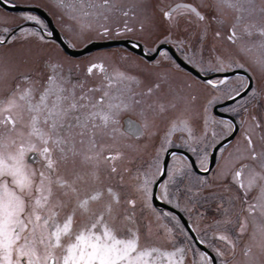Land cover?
<instances>
[{
    "label": "snow or ice",
    "instance_id": "obj_1",
    "mask_svg": "<svg viewBox=\"0 0 264 264\" xmlns=\"http://www.w3.org/2000/svg\"><path fill=\"white\" fill-rule=\"evenodd\" d=\"M0 3L16 6L12 0H0ZM58 6L64 15L77 22L81 32L96 30L88 21L107 20L118 8L114 0H58ZM201 7L180 0L157 10L170 27L178 28L181 19L189 23L205 21ZM210 7L234 11L229 42L240 39L237 29L242 24L243 34L250 39L264 37V25L249 22L257 15L264 17V7L258 9L254 0H215ZM130 13L134 18V11H122L125 18ZM20 19L34 22L41 31L23 24L5 26L0 30V49H13L30 39L44 42L42 30L47 25L37 15L24 13ZM99 29L103 36L111 31L106 25H100ZM136 30L143 32L144 25L134 29L125 20L122 31ZM47 35L50 37L52 33L49 31ZM216 35L219 37L220 33ZM167 41L165 37L164 42ZM177 43L186 55L191 51L186 40ZM161 56L170 59L167 52ZM23 59L24 54L19 60L0 57V264H214L206 252L197 253L190 244L185 247L179 240L187 233L175 216L167 224H159L158 215L155 234L151 228L145 231L137 218V199L124 198L123 175L117 167V162L123 161L129 151L137 150L135 145L142 138L153 136L162 140L156 163L138 170L136 176L135 191L140 203L147 207H151L150 185L155 176L152 168L162 171L159 153L167 150L176 132L187 133L184 144L197 155L203 152L201 170L210 171L204 167L207 148L198 150L194 146L209 135L207 107L203 114L197 113V119L204 122L203 137L198 138L189 107H181L182 98L178 94L164 92L169 83L167 73L157 74L145 84L126 69L117 66L109 70L102 61L90 62L86 77L98 73L100 79L88 87L86 80L73 78L70 69L66 73L62 62L51 57L43 59L42 68L38 60L35 72H19L18 63ZM189 59H195L194 52ZM210 63L216 72H227L233 65L245 67L221 56ZM202 86L212 96L209 104L221 98L231 101L234 105L231 111L243 114L241 123L248 125L243 134L247 155L233 165L234 170L223 174L225 180L231 181L225 192L231 193L235 187L236 197L221 199L217 209L222 210L221 218L209 226L215 228L210 240L221 242L234 253L239 238L250 235L249 217H255L258 212L264 216V151L256 150L254 140L259 133L264 142V118L254 114L259 106L252 102L259 99V92L252 87L247 72L235 78L227 74L206 78ZM160 117H167V131L162 138L158 136L156 123ZM212 124L227 135L235 128L231 120L213 119ZM211 135L215 138L218 133L213 130ZM118 138L126 143L116 146ZM187 168V165L173 168L168 181L161 185V196L169 202V187L178 189ZM128 171L124 169L125 173ZM116 176H120V183H110ZM206 183L201 179V187ZM236 199L246 215L233 219L225 205L234 204ZM251 238L255 239L254 233ZM200 243L204 244L205 240ZM260 247L264 252V244ZM214 251L222 264H228L221 247H214ZM251 253L252 247L246 245L244 256L251 260ZM197 255L199 261L195 259Z\"/></svg>",
    "mask_w": 264,
    "mask_h": 264
},
{
    "label": "rangeland",
    "instance_id": "obj_2",
    "mask_svg": "<svg viewBox=\"0 0 264 264\" xmlns=\"http://www.w3.org/2000/svg\"><path fill=\"white\" fill-rule=\"evenodd\" d=\"M180 0H114V3L118 6L116 10L111 12L109 14V19H99V20H90L88 22L92 23L93 28L96 30L93 31H84L81 32L79 30L78 24L76 21L69 19L67 15L62 16L60 15V12L57 11L56 2L53 0H12V3H14L16 6L21 7H34L38 9H44L47 10L46 12L51 16L53 19L52 22L54 26L60 31L62 36L64 37V40L66 43L70 46V48L74 50L83 49L85 46L91 43V41H94V39H101L102 34L101 30L99 29L100 25H106L108 26L111 31L115 29V27H119L118 25H125V20H127L128 26L135 27L136 24H139V22L142 21V23H151L156 21L157 15H160V12L157 10L158 7L167 6L169 4H174L175 2ZM192 1V0H191ZM207 2V1H206ZM215 2V1H214ZM213 2V4H214ZM255 3L264 4V0H255ZM124 10H132L135 12V17L133 18L131 13L129 17L125 18L122 15V11ZM206 12V10H204ZM24 13H30L37 15L36 12L33 11H27V12H10L6 11L3 8L0 7V30L3 29L5 26H15V25H25V24H32L31 26H28L29 29H34L37 31H41L39 29V26L36 25L34 22H25L20 19L22 14ZM38 16V15H37ZM39 17V16H38ZM161 22L163 23L162 16H161ZM235 22V15L233 16V12L231 11V15H218L214 17L213 22H209V24L217 23L216 27H211L212 29L216 30L221 26V29H226L228 26L232 25ZM240 27H243L241 25ZM110 31V32H111ZM43 34V30H42ZM110 34V33H109ZM240 45L235 48L238 44ZM112 48H116L112 46ZM191 50L195 53V59H192L190 61L191 65L194 67L200 69L201 71H204L206 73L208 72H215V69L213 65L210 63V61L214 60L211 57V54H215L217 57L221 56L226 59H231L236 61L237 63H243L245 67L243 69L247 70L254 79V84L252 87L256 89L257 91H264V62L258 61V56L256 53L255 48H251L248 45L247 39H240L235 45H229V46H221V47H198L196 49L192 48ZM30 52V54H29ZM115 49H111V47L103 48L97 51H94L92 53L86 54L83 57L79 58H71L67 56L60 47L53 41L46 39L44 42H41L37 39H30L24 44H18L13 49L3 48L0 49V57L4 59H10L13 57H16L18 60L21 57L22 54H24L25 59H23L22 62L18 63V71L22 73H30L35 72L37 70V61H40V67L42 68L43 65V59H46L48 57H51L54 60L62 62L64 66V70L67 73L69 69L71 70V75L73 78H78L80 81L86 80V86L91 87L95 83L99 82L100 76L97 73L93 77H86V68L90 62H104L105 65L112 67L113 63L110 59H112V56L115 55ZM192 52V53H193ZM191 53V54H192ZM111 57V58H110ZM78 64L79 66L76 67L75 65ZM252 67V68H251ZM235 65H233L232 68L229 70L235 69ZM109 69V68H108ZM172 73L175 78V87H179V90L175 91H190V101H186L184 103H181V107L187 106L190 109V115L193 118V129L199 130L198 126L202 127L203 119H197V113L203 114V106L199 102V98H201V92H205V100H206V107L208 109L207 116L209 119V125L207 128V131L209 133L208 136H210V132L215 129V125L212 124V120H216L213 115L211 114V104L208 103L209 100H212V96L209 94V91L206 90L200 82H194L191 80L189 83L188 77L182 76L179 74L176 70H172ZM228 71V70H227ZM257 77V78H256ZM231 78H235L234 76H231ZM257 79V80H256ZM6 87L7 85H3ZM193 91H195V94H193ZM200 93V95H199ZM195 96L196 99L193 101L191 100V97ZM223 99V98H222ZM215 100H213L214 102ZM256 102V101H253ZM252 102V103H253ZM234 105L227 107L229 112L231 111V108ZM250 106V105H249ZM171 114H169L170 116ZM240 118V115H239ZM167 117H160L157 120V127L159 129L158 136L163 137L165 133H160L161 129L165 131L167 129L166 124ZM202 130V129H201ZM200 130V131H201ZM155 131V129L153 130ZM178 134H175V136ZM257 136L260 135L259 133L256 134ZM174 136V135H173ZM119 140V138H118ZM209 140V138L207 139ZM126 141L119 140V144L116 146H121ZM162 140L157 139L153 136H148L143 139H141L138 144L135 145L136 151H129L126 158L123 161L117 162V167L121 170V173L123 175V184L124 187L122 189V192L124 194V198H135L137 199V218L142 222V226L145 228V231H147L148 228H151L153 231V234H155V230L158 226L157 224V216L159 215V224H167L169 219L172 215H169L168 217H165L163 214L167 212H163L161 210H156L152 207H147L140 203V198L138 197L135 188H136V176L138 170H143L148 168L150 164H155V156L157 153V150L161 147ZM242 143V142H241ZM186 148L191 150L187 145L183 144ZM178 146L175 142H173L172 137V143L167 145L166 148L168 150L169 147ZM181 146V145H180ZM195 147H198V150H202L203 145H194ZM166 150V152H167ZM165 151H161L159 153V165L161 168V163L163 158L165 157L164 154H166ZM221 151L220 153H222ZM195 155H197L196 152H194ZM235 159L234 164L237 163V161L240 159L239 157V150H237L235 153ZM201 156V155H200ZM183 158L180 156H172L170 158L168 167H167V180L169 179V175H171V171L173 168H181L184 165H187L184 160L182 163ZM222 163L224 160L221 161ZM233 163V161L231 160ZM199 164H201V159H199ZM233 164V165H234ZM231 166H228L224 164L221 168H219L216 171V174L214 173V176L216 178L212 180V183H215L217 187L215 190H211L209 186H206L207 189L205 191V198L203 202L200 205V210L198 211V206L201 202L200 194L198 193L200 184V177L195 175L192 171H190V168H187L186 175L183 177V182L179 184L178 189L177 187L170 186L169 191L171 194V202L178 208H180L183 211H186L192 207H196L194 209V219L197 222V219H200L201 226L198 227V223H195L196 229H201L203 231V234H201L202 239L205 240V243L210 247L211 250H214V247H221L222 249L225 248V256L224 259L227 260L228 264H264V252L261 251V245L264 244V216H261L259 212L256 214V216L259 219H253L249 221L250 227H249V233L250 235L244 236L239 238V241L237 243V247L235 249V252L229 248H227L225 245L221 244V242L216 241L212 242L210 240L211 234L213 231H215V228L209 227L210 225H213V222L215 220H218L221 218L222 213L218 212H212L208 206H204L205 203L210 202L213 206L217 207L220 203V200L223 198L225 201L229 199L231 196L233 199L236 197L237 189L235 187L232 188L231 193H226L225 189L229 186L231 183L230 179L225 180L224 173L229 172ZM124 169H128L129 171L127 173L124 172ZM152 172L155 173V176L152 177L153 181L155 182L156 179L159 176V173L156 172L155 167L152 168ZM106 178V174H105ZM246 178V177H245ZM222 181H219V180ZM166 181H163L162 184H164ZM112 184H119L120 183V176H116L112 178L110 181ZM150 185V189L152 191L153 184ZM161 184V185H162ZM226 184V185H225ZM161 185L158 189L157 196L160 200L166 201L167 199L163 198L161 196ZM189 190L188 194L185 195V190ZM254 195V193H253ZM220 199V200H219ZM169 202V201H168ZM227 207L230 208V216L235 219L236 217H242L243 215H246L245 213H242V207L243 205L240 203L239 199L235 200L234 204L227 205ZM142 212V215H141ZM202 212L205 213L204 217H202ZM219 216V218H217ZM252 217H249L251 219ZM194 222V220H193ZM181 224V223H180ZM207 230V231H205ZM185 232V230L183 229ZM255 234V239L251 238V234ZM155 238V236H154ZM187 236H180L179 240L184 242V246L188 247L190 244L192 248L199 253L197 249L194 248V246L191 244V241L187 239ZM235 239V237H234ZM246 245H250L252 247V253L250 254L251 260H249L248 257H245L243 252ZM217 256V255H216ZM189 257L191 258V253H189ZM219 264H222L221 257L217 256ZM197 261H199V256L197 255L195 258Z\"/></svg>",
    "mask_w": 264,
    "mask_h": 264
},
{
    "label": "flooded vegetation",
    "instance_id": "obj_3",
    "mask_svg": "<svg viewBox=\"0 0 264 264\" xmlns=\"http://www.w3.org/2000/svg\"><path fill=\"white\" fill-rule=\"evenodd\" d=\"M53 1L56 2L55 5L57 7V11L60 12V15L65 16L63 14L61 8L58 6V0H53ZM214 1L215 0H192V1L189 0V2H194L195 4L202 6L201 10L204 12V14L206 16V20L203 22L194 21L192 23H189L187 19H181L179 22L178 28L177 27H170L169 22L167 20H165L163 17H162L163 23L161 22V16H162L161 14L160 15L156 14L157 15L156 21L151 22V23H142V21H141V22H139V24H136L135 27H132L134 29H139V26L141 24H143L144 25V31L143 32H141L139 30H136L133 32H124V31H122L124 29V25H118L119 27H115V29H113L110 32V34H108L107 36L102 35L101 39H94V41H91V43L92 42H106V41H123V42L127 43L128 45L134 46L137 49L139 54L133 53L131 50L127 49L125 45L114 46L116 48L111 47V49H115V51L117 52V53L114 52L115 55H113L112 59H110L113 63V66L112 67H109L107 65H105V66L107 68H109V70L116 68L117 66L122 68V69H126V70L138 75L140 77V79L145 82V84H148L151 81H153L156 78L157 74L167 73L169 83L167 85H165V89H164L165 94H168L169 91H171V93L178 94L182 98V103H184L186 101L189 102L190 101V91H175V90H179L180 88L175 87V84H174L175 78H174V75H173L171 69L176 70L182 76L188 77L189 83L191 82V80H193L194 82L197 81V82H200L202 84V81L199 78L193 76L188 70H186L183 67L184 65L179 63L176 60V57H174L173 52L182 61V63L191 66L192 68L197 70L201 75H203L205 77L218 78L221 76L220 74L226 73V72H216L215 71V72L206 73V72L201 71L200 69L194 67L193 65H191V63L189 61V56H191L192 55L191 53L195 50H191L186 55L185 52L182 51L181 48L178 46V43H177L178 40H181V39L186 40V42L190 45L191 49L192 48L196 49L198 47H221V46L235 45L240 39H242V40L247 39L249 47L256 49L258 61L264 62V46H262V44H264V37H256L255 39H250L249 37H247L246 35L243 34L244 25L242 24L243 27H240L237 29L238 35H240V39H238L235 43H231L228 40V34H229L228 30L231 28L232 25L228 26L224 30L221 29V26H219V28L216 30L211 28L212 26L213 27L217 26V23H213L211 25L209 24L210 21L213 22L215 16L222 15V14L223 15H231V11L233 12V16L235 15V13L232 9L210 7V5L215 4ZM177 2H180V1H177ZM213 2H214V4H213ZM254 2H255V0H254ZM255 6L259 9L261 7H264V4L263 3H260V4L255 3ZM42 10L44 12L47 11L44 9H42ZM204 10H206V12ZM48 16L51 18V16L49 14H48ZM39 18L46 24V22L44 21V19L41 16H39ZM51 20H53V19L51 18ZM249 22L255 23L257 26L264 25V17L257 15L253 18L252 21H249ZM27 25L31 26L32 24H25L24 26L28 27ZM129 27H131V26H129ZM253 31H255V29H253ZM48 32H49L48 28L43 30V35L46 39L51 40L49 38V36L47 35ZM217 32L220 33L219 37H217V35H216ZM58 33L60 34V36L64 40V37L62 36V34L60 33L59 30H58ZM165 37H168L167 42H164ZM51 41L55 42L54 40H51ZM64 42L66 43L65 40H64ZM135 45H139V46L137 47ZM239 45H240V43L235 48H237ZM68 47H70V46L68 45ZM152 48H156V49H158V51L153 52V51H151ZM60 49L63 51V49L61 47H60ZM98 50H100V49H98ZM95 51H97V50H95ZM92 52H94V51H92ZM92 52H90V53H92ZM162 52H167L168 57L170 59L163 58L161 56ZM155 53H157V54L154 55ZM87 54H89V53H87ZM66 55L69 56L68 54H66ZM153 55H154V57H153ZM83 56H79V57H83ZM69 57H71V56H69ZM79 57H71V58H79ZM211 57L213 59H215L217 56L215 54H211ZM177 65H179V67H177ZM75 66L78 67L79 65L76 64ZM235 70H241L244 73L247 72V74L249 76H251L252 85L254 84L253 83L254 79L252 78V75L247 70H245L243 68H235L232 70H228L227 72L235 71ZM238 75L242 76L243 74L238 73ZM205 92L206 91H202L201 95L199 93V95L202 98V100L199 98V102L203 107L206 106ZM258 92H259V99L256 102L252 103V104H258V106H259L258 110L254 114L259 115L261 118H264V91H258ZM193 94L196 95L195 91H193ZM224 102H225V100L222 98L220 100H215L214 102H212L211 103V110H210L211 114L216 119V121L229 120L227 118L222 117V115L217 116L214 114L213 109H214V107H217L218 113L229 115L231 117V121L233 120L235 128H234V130H231L232 131V134H231L232 138L230 139V141L222 144V146L220 148H217V150L214 154L213 164H211V161H210L213 149L218 144L222 143L230 135L223 133L221 131V128L215 126L214 130L218 133V135L215 138H213L212 135L210 134V136H207V138L204 139L202 143H200L203 145L202 149H204L205 147L207 148V160L205 161L204 167H207L208 169H210V171L204 172L201 170L202 166H201V164H199V159H201V156L203 155L202 151L200 153L201 156L195 155L192 150H189L188 148H186L183 145L184 144L183 140L185 138H187V133L182 134L180 132H176L175 134H178V135L175 136V134H174V136H173V142L178 144V146L173 147V148L186 151L194 159L196 167L200 170V173H197L194 171V169L191 167L190 162L187 159V157H185L184 155L178 154V153H175V155L183 158V160L187 164L188 168H190L189 170L192 171L195 175L200 177V181H201V179H203L207 182L205 186H203V187H201V185L199 186L198 193L200 194V197L202 199H201L199 206L197 207L198 211L200 210V205L205 198V191L207 189L206 186H209L211 188L210 192L212 190H215L217 187H219V186L215 185L217 181L215 183H212L213 179L216 180L214 173L216 174V171L219 168H221L224 164L231 166L230 170H234L233 169V164H234V159H235L234 153L237 150H239V157L240 158L244 155H247V152H246L247 145L243 139V134H244V129L246 127H248V125L246 123H241V118H242L243 114H241L240 118H239V115H237L234 112H229L228 109H226L227 107L231 106L232 103L225 106V107H218L219 105L223 104ZM252 104H250V106H249L250 109L252 108ZM198 128H199V130H195V128H194L195 135L198 138L203 137L204 122L202 123V127L198 126ZM166 131H167V129H165V131L161 129L160 133H165ZM210 133H212V131ZM208 138H209V140H207ZM254 140L256 143V150L258 152L264 151V142H262L260 140V135H258V136L255 135ZM170 149H172V147L168 148V150H170ZM222 149H223V152L220 153L222 151ZM172 156H173V153L170 155V158ZM222 160H224L223 163L221 162ZM231 160L233 161V163L231 162ZM169 161H170V159H169ZM169 161H168V164H169ZM161 165H162V163H161ZM210 165H211V168H209ZM167 167H168V165H167ZM159 175H160V173H159ZM247 175H248V171L246 169L245 170V177H247ZM167 178H168V176H167V169H166V176L163 179V181H166ZM219 181H222V180H219ZM162 182L160 183V185L162 184ZM160 185L157 188V193H158V189H159ZM153 186H154V184H153ZM188 192H189L188 189L185 190V193H186L185 195H187ZM151 193H152V191H151ZM157 193H156V195H157ZM160 201H162V200H160ZM150 202H151V200H150ZM162 202H164L165 204H167V205L173 207L174 209L178 210L185 217V219L188 221V223H189L192 231L196 235L198 241L200 242V240H203L202 236H201V234H203V231L201 229L197 230L195 227V223H198V227L201 226V223H200L201 217L199 219H197V222L194 219V214H195L194 209L196 207L190 206V208L188 210L183 211L180 208L176 207L172 202H168V200L162 201ZM220 203H221V200H220ZM220 203H219V205H220ZM151 205H152V203H151ZM204 206H208L212 212H215V213L218 212V210H217L218 206L217 207L213 206L212 204H210L209 201H208V203H205ZM225 206L227 207V204ZM152 207L155 208L156 210H161L163 212H167L168 214H170L172 216H175L173 213L169 212L168 210L160 209V208L155 207L153 205H152ZM218 213H222V210L219 211ZM201 214H202V217H204L205 213L202 212ZM217 218H219V216H217ZM253 219H259V218L255 215V217H252L251 219H249V221H251ZM193 220H194V222H193ZM183 229L187 233L186 236L190 240L188 238L187 239L189 241H191V244L194 246V248L200 252L201 250L196 247V245L194 244L192 238L190 237L188 231L186 230V228H184V226H183ZM202 245L209 252H211L213 254L215 261H216V264H219L218 258L216 256V252L214 250H211L210 247L206 243H204ZM221 247H223V246H221ZM223 250L225 252V248Z\"/></svg>",
    "mask_w": 264,
    "mask_h": 264
},
{
    "label": "water",
    "instance_id": "obj_4",
    "mask_svg": "<svg viewBox=\"0 0 264 264\" xmlns=\"http://www.w3.org/2000/svg\"><path fill=\"white\" fill-rule=\"evenodd\" d=\"M0 7L3 8L4 10L10 11V12H27V11L36 12L39 16H41L44 19V21L47 24L48 30L52 33V35L49 38L51 40H54L63 49V51L66 54H68L69 56H71V57L83 56V55H85L87 53H90V52L98 50V49H103V48L117 46V45H125L126 48L131 50L133 53H138L137 49L134 46L128 45L127 43H125L123 41L92 42V43L88 44L87 46H85L83 49L74 50V49H71L70 47H68V45L64 42V40L62 39V37L58 33V30L54 27L51 18L42 9H38V8H34V7H21V6L12 7L10 5H5L3 3H0ZM156 54L157 53H155L154 55H156ZM154 55H153V57H154ZM173 55H174V57H176V60L179 63L183 64L184 65L183 67L186 70H188L193 76L199 78L201 81H204L206 78H208V77H205V76L201 75L197 70H195L191 66L182 63V61L175 55L174 52H173ZM238 73L244 75V72L241 71V70L230 71V72L222 73L220 75L222 76V75L227 74L229 77H231V76H234V75H238ZM251 83H252V81H251ZM231 103H232L231 101H225L223 104L219 105L218 107H225V106H227V105H229ZM213 110H214L213 112H214L215 115H217V116H221L222 115V117L231 120V117L229 115L218 113L217 107H214ZM231 138H232V135L227 137L222 143L218 144L213 149L211 160H210L211 164H213V162H214V154H215L217 148H220L222 146V144L229 142ZM172 153H178V154H181V155H184L185 157H187V159L189 160L190 165L194 169V171L197 172V173H200V170L196 167L194 159L186 151H183V150H180V149H176V148L168 150L166 152V154H165V157L163 158V161H162V165H161L162 171L160 172V175L157 178L156 182L154 183V186H153V189H152L151 203L155 207H158L160 209H165V210H168L169 212L173 213L178 218V220L181 222V224L184 226V228H186V230L188 231V233H189L190 237L192 238V240H193L194 244L196 245V247L199 248L201 251L206 252L209 255V257H211L214 260V264H216V261H215V258L213 256V254L211 252H209L198 241L196 235L192 231V229H191L188 221L185 219V217L178 210H176L173 207H171V206L165 204L164 202L160 201L158 199L157 195H156L158 186L160 185V183L163 181V179L166 176V169H167L168 161H169L170 155ZM209 168H211V165H210Z\"/></svg>",
    "mask_w": 264,
    "mask_h": 264
}]
</instances>
